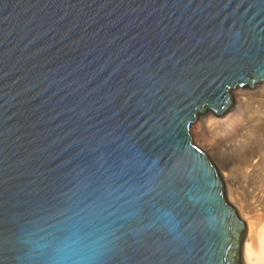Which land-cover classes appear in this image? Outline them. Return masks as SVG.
I'll use <instances>...</instances> for the list:
<instances>
[{"label":"water","instance_id":"1","mask_svg":"<svg viewBox=\"0 0 264 264\" xmlns=\"http://www.w3.org/2000/svg\"><path fill=\"white\" fill-rule=\"evenodd\" d=\"M264 80V0H0V264H242L193 142Z\"/></svg>","mask_w":264,"mask_h":264},{"label":"bare ground","instance_id":"2","mask_svg":"<svg viewBox=\"0 0 264 264\" xmlns=\"http://www.w3.org/2000/svg\"><path fill=\"white\" fill-rule=\"evenodd\" d=\"M260 82V84H258L255 89L251 91H245V89L241 87H236L230 90V92L232 91L235 94L234 100L236 108H238L236 109L237 115H235V117L227 115V126H225L224 131H222V133L217 132L215 137L209 140L206 144L208 153L216 158H220V162L222 163L221 167L223 169H227V171L223 169L221 170L225 181L229 179L230 172L234 169V167H241L246 171L255 169L256 166L262 162L259 156L253 155L255 152L251 150V144H249V139L252 137H256L257 139V148H261L264 143V80ZM254 95L261 96V99L263 98L262 108L260 110L261 114L253 121L248 123L243 122L244 120L242 117L240 118L238 116V114H240V106H242L246 97ZM209 113L213 117L217 116L212 114L211 111ZM209 121L211 122L212 120L210 119L208 122ZM222 122L223 121L220 119H215L214 121L216 126H220ZM203 124L204 126L199 129L200 132L204 131L211 125L204 122ZM257 209L258 208H256V210ZM243 221L245 224V234L241 246L242 257L247 264H251L252 262H263L264 221L257 217L254 212L246 216Z\"/></svg>","mask_w":264,"mask_h":264},{"label":"rangeland","instance_id":"3","mask_svg":"<svg viewBox=\"0 0 264 264\" xmlns=\"http://www.w3.org/2000/svg\"><path fill=\"white\" fill-rule=\"evenodd\" d=\"M260 83H256L253 88L248 86H243L241 88H244L245 91H251L254 90L255 87ZM231 95L232 104L227 111H225L221 116L215 117H213L209 113L210 111H206L204 114L198 116L196 121L191 125L190 134L192 136L193 142L197 144L200 148H202L211 158L213 163L217 166L224 183L225 196L227 200L236 208L239 217L244 220L246 216L254 212L257 217L264 221V143L261 148H257L256 137L250 138L249 144H251V150L255 152V154L253 153V155H257L260 157V159L262 160L261 164L256 166L255 169H250L246 171L241 167H234V169L230 172L229 179L226 181L222 176L221 170L223 168L221 167L222 163L220 162V158H216L209 154L206 148L207 142L213 139L217 132L222 133V131H224L225 126H227V117L229 115L233 117L237 115L236 109L238 108H236L234 100L235 94L232 91ZM262 99L261 96L255 95L246 97L244 99L242 106H240V114H238V116L240 118L242 117V119L244 120L243 122L248 123L260 116V110L262 108ZM210 119L213 121H211L212 123H214L215 119H220L223 122L220 126H216V122L214 124H212L210 121L208 122V120ZM202 120L204 123L211 125L204 131L200 132L199 129L204 126ZM223 170L227 171V169ZM256 208L258 209L256 210ZM241 263L247 264L245 263L244 258L242 257V253ZM251 264H264V261L252 262Z\"/></svg>","mask_w":264,"mask_h":264}]
</instances>
